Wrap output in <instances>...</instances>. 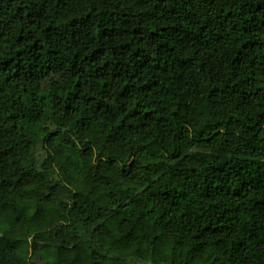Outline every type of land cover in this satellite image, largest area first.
<instances>
[{
    "label": "trees",
    "instance_id": "1",
    "mask_svg": "<svg viewBox=\"0 0 264 264\" xmlns=\"http://www.w3.org/2000/svg\"><path fill=\"white\" fill-rule=\"evenodd\" d=\"M0 264H264V0H0Z\"/></svg>",
    "mask_w": 264,
    "mask_h": 264
},
{
    "label": "rangeland",
    "instance_id": "2",
    "mask_svg": "<svg viewBox=\"0 0 264 264\" xmlns=\"http://www.w3.org/2000/svg\"><path fill=\"white\" fill-rule=\"evenodd\" d=\"M3 232H5V229L0 226V233H3ZM142 264H144V263H142Z\"/></svg>",
    "mask_w": 264,
    "mask_h": 264
}]
</instances>
